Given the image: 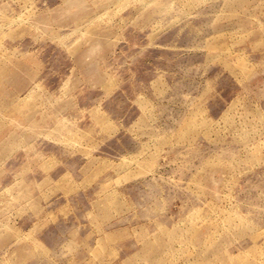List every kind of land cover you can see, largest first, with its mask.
Instances as JSON below:
<instances>
[{
	"label": "rangeland",
	"instance_id": "obj_1",
	"mask_svg": "<svg viewBox=\"0 0 264 264\" xmlns=\"http://www.w3.org/2000/svg\"><path fill=\"white\" fill-rule=\"evenodd\" d=\"M0 264H264V0H0Z\"/></svg>",
	"mask_w": 264,
	"mask_h": 264
}]
</instances>
